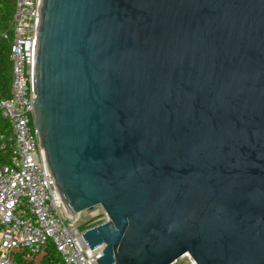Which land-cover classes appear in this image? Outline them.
Returning a JSON list of instances; mask_svg holds the SVG:
<instances>
[{
  "label": "water",
  "instance_id": "water-1",
  "mask_svg": "<svg viewBox=\"0 0 264 264\" xmlns=\"http://www.w3.org/2000/svg\"><path fill=\"white\" fill-rule=\"evenodd\" d=\"M34 40L39 145L67 215L107 217L97 264H264V0H37Z\"/></svg>",
  "mask_w": 264,
  "mask_h": 264
},
{
  "label": "built area",
  "instance_id": "built-area-1",
  "mask_svg": "<svg viewBox=\"0 0 264 264\" xmlns=\"http://www.w3.org/2000/svg\"><path fill=\"white\" fill-rule=\"evenodd\" d=\"M36 9L37 0H16L10 24L11 96L0 101V112L11 126L10 136H0V150L10 153L8 161L0 163V264H13L12 255L23 252L30 261L49 243L62 264H97L104 246L90 250L77 224L79 215H67L47 172L33 120ZM90 215L107 220L99 206ZM183 258L195 264L188 255Z\"/></svg>",
  "mask_w": 264,
  "mask_h": 264
},
{
  "label": "trees",
  "instance_id": "trees-1",
  "mask_svg": "<svg viewBox=\"0 0 264 264\" xmlns=\"http://www.w3.org/2000/svg\"><path fill=\"white\" fill-rule=\"evenodd\" d=\"M15 5L16 0H0V101L8 100L11 96L12 63L10 61V52L13 40L10 24ZM10 135V122L4 119L0 112V136L8 137ZM9 157V152L0 150V163H6ZM96 220H100V218H94L91 222L82 224L80 230L84 231L98 225V223H95ZM54 256L56 261L52 264H62L60 257H58L56 253Z\"/></svg>",
  "mask_w": 264,
  "mask_h": 264
},
{
  "label": "rangeland",
  "instance_id": "rangeland-1",
  "mask_svg": "<svg viewBox=\"0 0 264 264\" xmlns=\"http://www.w3.org/2000/svg\"><path fill=\"white\" fill-rule=\"evenodd\" d=\"M93 216L90 215V212L84 211L82 213L79 214V222L77 223L79 226H81L82 224H85L87 222H91L92 221ZM102 220H96L95 223L101 224ZM57 254L58 257L59 254L56 252V250L54 249V247L52 246V244H48L42 251V253L37 256V257H32L30 259V261L25 260V258L27 257V252H23L22 254H13L12 255V262L13 264H52L53 262L55 263V256L54 254ZM61 260V258H60ZM187 260L185 258L183 259H179L176 263L174 264H186Z\"/></svg>",
  "mask_w": 264,
  "mask_h": 264
}]
</instances>
